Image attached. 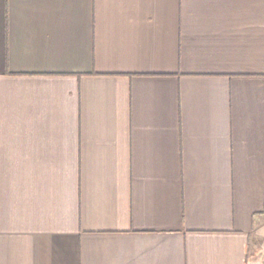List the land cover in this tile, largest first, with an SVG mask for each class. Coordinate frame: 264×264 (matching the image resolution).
Segmentation results:
<instances>
[{
  "label": "crops",
  "instance_id": "0c3cea01",
  "mask_svg": "<svg viewBox=\"0 0 264 264\" xmlns=\"http://www.w3.org/2000/svg\"><path fill=\"white\" fill-rule=\"evenodd\" d=\"M0 264H264V0H0Z\"/></svg>",
  "mask_w": 264,
  "mask_h": 264
},
{
  "label": "rangeland",
  "instance_id": "374dc122",
  "mask_svg": "<svg viewBox=\"0 0 264 264\" xmlns=\"http://www.w3.org/2000/svg\"><path fill=\"white\" fill-rule=\"evenodd\" d=\"M256 242H257V244L253 246V252H255V253L257 252V250H259L261 248L260 241L257 240Z\"/></svg>",
  "mask_w": 264,
  "mask_h": 264
}]
</instances>
